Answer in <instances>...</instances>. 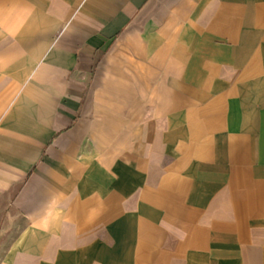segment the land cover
<instances>
[{
	"label": "crops",
	"instance_id": "1",
	"mask_svg": "<svg viewBox=\"0 0 264 264\" xmlns=\"http://www.w3.org/2000/svg\"><path fill=\"white\" fill-rule=\"evenodd\" d=\"M11 229L0 264H264V0H0Z\"/></svg>",
	"mask_w": 264,
	"mask_h": 264
},
{
	"label": "rangeland",
	"instance_id": "2",
	"mask_svg": "<svg viewBox=\"0 0 264 264\" xmlns=\"http://www.w3.org/2000/svg\"><path fill=\"white\" fill-rule=\"evenodd\" d=\"M9 232L10 231H8L6 233H3V232L0 233V258L2 257L3 254H6V252H7V251H2L3 250V247H4L3 243H7V248H8V241H9V239L14 238V234H12V229H11V232H10L11 235H12L11 237L9 236V234H10Z\"/></svg>",
	"mask_w": 264,
	"mask_h": 264
},
{
	"label": "bare ground",
	"instance_id": "3",
	"mask_svg": "<svg viewBox=\"0 0 264 264\" xmlns=\"http://www.w3.org/2000/svg\"><path fill=\"white\" fill-rule=\"evenodd\" d=\"M22 238H23V236H21L18 240H17V242L15 243V247L17 246V245H19L20 244V242H21V240H22Z\"/></svg>",
	"mask_w": 264,
	"mask_h": 264
}]
</instances>
